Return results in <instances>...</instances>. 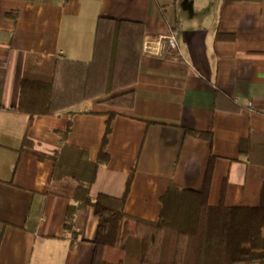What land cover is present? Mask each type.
<instances>
[{
  "label": "crops",
  "instance_id": "0c3cea01",
  "mask_svg": "<svg viewBox=\"0 0 264 264\" xmlns=\"http://www.w3.org/2000/svg\"><path fill=\"white\" fill-rule=\"evenodd\" d=\"M99 16L141 22L142 42L171 31L180 57L140 49L132 109L112 120L88 195L120 197L133 169L124 211L155 221L168 186L201 190L211 164L209 205L257 200L260 177L239 144L256 145L264 164V0H0V264L91 262L92 207L75 213L72 241L70 201L50 184L57 155L96 159L106 116L90 112L94 100L46 113L48 92L21 80L34 62L90 61Z\"/></svg>",
  "mask_w": 264,
  "mask_h": 264
},
{
  "label": "trees",
  "instance_id": "16d2710c",
  "mask_svg": "<svg viewBox=\"0 0 264 264\" xmlns=\"http://www.w3.org/2000/svg\"><path fill=\"white\" fill-rule=\"evenodd\" d=\"M142 37L143 26L139 21L99 16L90 61L55 60L50 67L39 68L34 62L24 71L22 87L48 91L46 113L94 100L90 112L106 116L94 161L86 167L77 164L87 155L81 149H77L75 165L71 155L66 161L57 155L50 190L70 201L64 228L70 232L71 240H75V213L92 207L97 225L90 264H264V164L258 165L260 155H256V145L248 146L246 140L240 141V158L244 157L250 170L256 168L253 172L260 177L254 202L242 199L231 206L209 205L211 164L201 190L168 186L160 197V211L155 221L124 211L133 169L120 197L103 193L94 198L88 195L96 167L108 160L106 145L112 120L118 115H129L132 109L134 91L129 87L136 79ZM69 127L68 124L63 136ZM186 132L211 139L208 133ZM259 146L264 150V143ZM64 178H77L80 185L62 183Z\"/></svg>",
  "mask_w": 264,
  "mask_h": 264
},
{
  "label": "built area",
  "instance_id": "2783aa9c",
  "mask_svg": "<svg viewBox=\"0 0 264 264\" xmlns=\"http://www.w3.org/2000/svg\"><path fill=\"white\" fill-rule=\"evenodd\" d=\"M141 51L144 55L155 56L158 58L180 57L177 41L171 31L165 34H158L155 36H147L143 39ZM249 106L250 103L248 102Z\"/></svg>",
  "mask_w": 264,
  "mask_h": 264
},
{
  "label": "rangeland",
  "instance_id": "374dc122",
  "mask_svg": "<svg viewBox=\"0 0 264 264\" xmlns=\"http://www.w3.org/2000/svg\"><path fill=\"white\" fill-rule=\"evenodd\" d=\"M38 90H42V89H38ZM42 91H44V90H42ZM46 91V90H45ZM46 92H48V91H46ZM49 94V93H48Z\"/></svg>",
  "mask_w": 264,
  "mask_h": 264
}]
</instances>
